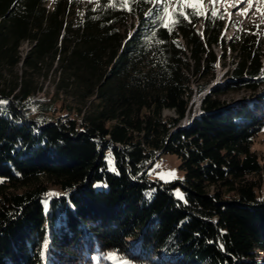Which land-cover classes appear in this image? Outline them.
<instances>
[{"label":"trees","instance_id":"1","mask_svg":"<svg viewBox=\"0 0 264 264\" xmlns=\"http://www.w3.org/2000/svg\"><path fill=\"white\" fill-rule=\"evenodd\" d=\"M130 7L0 0V264H114L112 254L130 264H264L256 38L230 45L240 54L230 85L205 95L193 118L192 83L202 93L197 76H214L222 23L181 17L169 32L160 5ZM43 70L55 75L48 102L30 83ZM7 74L16 79L6 84ZM238 87L256 96L252 106L221 99ZM164 154L179 159L181 180L151 179Z\"/></svg>","mask_w":264,"mask_h":264},{"label":"rangeland","instance_id":"2","mask_svg":"<svg viewBox=\"0 0 264 264\" xmlns=\"http://www.w3.org/2000/svg\"><path fill=\"white\" fill-rule=\"evenodd\" d=\"M89 0H86L88 2ZM178 0H172V5L175 6ZM255 1V0H254ZM237 3L231 2L228 5H225V0H202V8L205 10L206 14L209 15L212 11H216L217 15L214 16L217 19V22L222 23L221 29V39L224 43V47H220V45H214L211 47L212 52L215 54L217 58V63L215 65V74L213 77H209L208 79H200L197 76L195 81H200L202 85H204L205 89L202 93H198L195 83H192L193 96H192V117L198 116L201 113V103L205 95L214 91L218 87H225L227 90L228 86L231 83V74L235 66V62L240 57V54H236L231 49V44L235 43L238 39V36H253L256 38V44L258 46V50L264 55V3H260L257 0L258 5L254 7L251 16L247 13H244V9L248 8L247 0L246 2L236 11L234 10L236 5L240 2V0H236ZM52 0H49V6H51ZM253 4V0H252ZM257 8L261 9V11H257ZM234 10V13H233ZM251 19H250V17ZM253 16V17H252ZM197 29L200 33L204 31V24L200 22L198 24ZM30 43H23L21 47L22 55L24 56L26 52L30 49ZM18 81L21 82V74L18 72ZM54 74L49 73L48 77H45V71L43 70L40 75H37L33 78H30V83L34 86L36 85L40 91L36 96L35 100L40 101H49L50 98L55 94V83H54ZM7 79L6 84L12 82V80L16 79L15 76L5 75ZM195 79V77H194ZM14 95V94H13ZM12 98V96L10 97ZM221 99L227 105L238 104L241 102H246L249 106L257 100L256 96L245 89L237 88L232 91H226L225 94L221 95ZM171 112H166V115H170ZM186 121V120H185ZM185 121L183 123H185ZM188 121V120H187ZM186 121V123H187ZM254 152L257 153L260 163L264 166V128L262 132L255 139V142L252 146ZM112 162V161H111ZM156 165H159V168H156ZM180 161L175 155L164 154L156 163L154 168L150 171L151 179L158 180L163 183H173L177 180H181L183 178V172L179 168ZM111 166V165H110ZM169 170H175L174 178H167V180L161 179L158 175L160 172H167ZM177 190L180 194H183V190L180 186L174 188L173 193L176 199L177 198ZM53 196V195H52ZM130 245V250L138 251L140 250L139 245L133 244L132 240H128ZM114 255H111V258ZM115 257V256H114ZM112 262L114 264H130V262L126 259H113Z\"/></svg>","mask_w":264,"mask_h":264},{"label":"snow or ice","instance_id":"3","mask_svg":"<svg viewBox=\"0 0 264 264\" xmlns=\"http://www.w3.org/2000/svg\"><path fill=\"white\" fill-rule=\"evenodd\" d=\"M135 2V0H119L120 7L122 9H126L131 11L130 5ZM155 5H160L159 8L155 9L156 20L159 22L160 26L167 29L169 32L173 30V28L180 22V18L182 17L184 20L191 22L192 16H204L206 14L205 10L202 8V0H178L177 7L173 9L171 12L169 11V5L171 0H150ZM260 3H264V0H259ZM215 3V0H213ZM248 8L244 9V13L246 14L249 9L252 7V0H247ZM110 6H115V0H110ZM185 9H191L192 12L189 14ZM257 11H261V9L257 8ZM153 12L150 10L149 15H152ZM213 16L217 15L216 11H212ZM155 35V33H153ZM157 43H163V41H157ZM8 101L0 100V105L7 104ZM109 159L111 162V153H109ZM159 165H156V168H159ZM114 170V169H113ZM151 174V173H150ZM161 179L167 180V178L175 177V170H169L167 172L158 173ZM177 198L183 199L182 194L177 190ZM45 247L47 245L45 244ZM223 248V245L220 246ZM115 258L114 256L112 257Z\"/></svg>","mask_w":264,"mask_h":264},{"label":"bare ground","instance_id":"4","mask_svg":"<svg viewBox=\"0 0 264 264\" xmlns=\"http://www.w3.org/2000/svg\"><path fill=\"white\" fill-rule=\"evenodd\" d=\"M235 1V3H237L236 2V0H225V5H228L229 3H231V2H234ZM246 2V0H240V2L238 3V5H236V7H235V11L237 10V9H239L244 3ZM258 2H259V0H258ZM256 5H258V3H257V0H253V4H252V7H251V9L249 10V15L251 16V13L253 12V10H254V7L256 6ZM234 10H233V13H234ZM264 15V14H263ZM249 16V17H250ZM253 17V16H252ZM250 19H251V17H250Z\"/></svg>","mask_w":264,"mask_h":264},{"label":"water","instance_id":"5","mask_svg":"<svg viewBox=\"0 0 264 264\" xmlns=\"http://www.w3.org/2000/svg\"><path fill=\"white\" fill-rule=\"evenodd\" d=\"M160 154H161V152L157 155V157H158ZM157 157H156V158H157Z\"/></svg>","mask_w":264,"mask_h":264}]
</instances>
